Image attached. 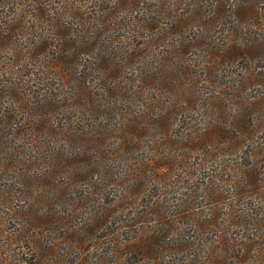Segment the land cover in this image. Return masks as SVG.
I'll list each match as a JSON object with an SVG mask.
<instances>
[{
    "label": "trees",
    "instance_id": "1",
    "mask_svg": "<svg viewBox=\"0 0 264 264\" xmlns=\"http://www.w3.org/2000/svg\"><path fill=\"white\" fill-rule=\"evenodd\" d=\"M255 61L264 0H0V264H264Z\"/></svg>",
    "mask_w": 264,
    "mask_h": 264
},
{
    "label": "rangeland",
    "instance_id": "2",
    "mask_svg": "<svg viewBox=\"0 0 264 264\" xmlns=\"http://www.w3.org/2000/svg\"><path fill=\"white\" fill-rule=\"evenodd\" d=\"M232 1L235 3V2H237L239 0H232ZM57 32L59 33V29H57ZM234 63H235V66L232 67V65H231L230 66L231 69L230 68L228 69V73H230V71L239 72L242 69L243 62L241 63V60H236V61H234ZM256 64H258L259 67H263V69H264V61H255V62H253V65H256ZM261 65H263V66H261ZM3 229H4V227H3Z\"/></svg>",
    "mask_w": 264,
    "mask_h": 264
}]
</instances>
